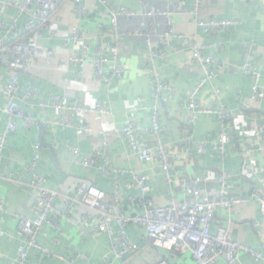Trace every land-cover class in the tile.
I'll return each instance as SVG.
<instances>
[{"label": "crops", "instance_id": "0c3cea01", "mask_svg": "<svg viewBox=\"0 0 264 264\" xmlns=\"http://www.w3.org/2000/svg\"><path fill=\"white\" fill-rule=\"evenodd\" d=\"M2 1V0H0ZM102 4L98 0H86L85 7L88 19L82 21L81 30L85 33L86 43L91 51L101 46L103 54L111 57L117 53L116 64H125L127 71L120 79H115L111 87H105L95 82L94 73L87 68L81 86L77 87L76 68L66 62V56L61 55L57 61L47 64L44 59L37 61L31 75L21 74L19 83L21 93L27 87H32L37 95V101H48L52 95H67L70 98H80L84 104H93L103 101L109 107L108 114L88 115L79 120L77 116L68 111L57 112L53 107L39 110L29 104H24L26 113L46 120L50 123L41 131H18L9 136L7 149L4 154L2 172L6 177L17 173L30 159L33 146L36 142L42 145L39 162V173L48 179V186L60 192L74 196V187L80 181L92 183L107 195L111 201V181L94 170H89L72 163L71 153L64 146L52 148L50 143L55 140L62 143L65 140L77 146L87 156L100 152L99 161L108 157L112 164L126 169H133L145 174L151 185L150 198L157 206L168 202L171 190L165 183L160 165L156 162H140L136 156L130 155L127 147L118 136H111L106 145L102 133L112 132L113 129L133 122L139 127V142L143 147L153 150L154 140L148 134L150 126V112H135L132 109L138 106L150 108L153 105L151 85L146 73V45L144 36L139 35V27L144 25L152 34L154 49H163L166 53L164 60L158 62L163 79L174 90V97L169 100L164 111L159 116L160 125L164 128V142L169 150L178 156L171 161V167L181 175L201 176L208 171L210 178L201 184L204 198H209L217 191L216 178L220 171L230 172L232 175L230 185L234 195H247L252 187L260 186L264 189V172L261 169L255 173L243 171L245 161L244 146L247 143L256 144L254 137H247V131L255 126L264 125V0H251L241 3L239 0H201L198 12H194V0H146L151 9L159 12L173 9V24L180 39H172L168 48H163L161 36L166 28L164 16L159 15L152 22H148L143 10L135 0H107ZM125 8L134 16L117 18L118 29L112 32L109 22L111 12ZM14 13L8 10L0 18L10 20ZM59 21L56 23V37L52 41H44L50 48L61 45L62 38L71 33L77 14L69 3L59 12ZM199 18L215 20H234L238 24L229 32L207 34L197 27ZM23 19H21V22ZM117 37V40L115 39ZM197 45L206 46L204 54L211 55L220 63L217 78L212 85H206L199 93L197 100L202 107H214L213 88L222 90V103L232 114L229 123L231 145L226 148V162L222 164L211 143L207 144L205 151L198 149L203 140L212 141L217 133V121L212 115L203 116L194 125L185 122L183 102L189 93L200 81L202 70L199 65L190 61V41ZM244 43L251 45V59L262 73L263 99L253 102L250 98V79L243 76L242 65L247 61L248 55ZM58 63L65 65V71L57 69ZM13 73L8 69H0V90L10 80ZM66 76L69 83H64ZM73 82V83H72ZM142 98V101L139 99ZM6 99L0 93V104L4 105ZM64 118L72 128L61 129L52 125V121ZM84 127L91 131L87 132ZM189 141L190 150L184 151V143ZM254 163L261 165L263 157L256 154L252 157ZM179 174V175H180ZM120 194L123 199L129 196L139 197V190L130 185L128 177L119 178ZM174 194L181 199L185 192L181 182L174 186ZM0 199L4 202L6 214H0V229L4 236L0 239V264L11 263L17 255L21 244V237L15 232L14 214L18 213L26 218H33L31 208L35 203V192L25 186L17 185L7 180H0ZM127 214H132V207L123 204ZM62 206V200L57 201ZM86 214L80 206L74 208L70 222L63 224V230L57 235L53 229L46 227L39 237V243L52 253L62 256L76 257V264H100L105 256L113 259L109 253V240L104 234L92 235L82 240L79 234L80 219ZM226 226L231 239L245 244L255 250L264 245V215L252 204H243L234 208L228 223L220 211L216 212L212 226L215 231L217 224ZM117 229L116 226H114ZM88 229V228H87ZM126 233L138 245L139 250L125 258L128 264H157L165 259L169 264H190V256L181 250L168 253L151 247L144 239V233L135 227H128ZM58 237V243L54 238ZM264 256V250H263ZM242 264L255 263L250 256H241ZM25 264H65L58 259H45L36 251L31 250L28 262ZM112 264H120L112 260ZM217 264H225L218 262Z\"/></svg>", "mask_w": 264, "mask_h": 264}, {"label": "built area", "instance_id": "2783aa9c", "mask_svg": "<svg viewBox=\"0 0 264 264\" xmlns=\"http://www.w3.org/2000/svg\"><path fill=\"white\" fill-rule=\"evenodd\" d=\"M107 4V0H98ZM143 10V15L148 22H152L159 15L164 16L166 28L161 36L163 48L170 46L172 39H180L174 27L172 16L173 9L163 12L148 7L146 0H135ZM201 0H194V12H198ZM248 3L251 0H239ZM71 3L73 11L77 14L69 36L62 38L59 46L50 48L44 45V41H52L56 37L55 26L60 20L59 12L65 5ZM86 0H2L0 1V14L4 15L8 10L14 13L10 20L0 18V69L5 68L13 73L10 80L1 88L0 93L6 99L4 105L0 104V180H7L20 186H25L35 192V203L31 208L33 218H26L18 213L14 214L15 232L21 237L16 258L9 264H25L31 250L45 259H58L65 264H76V257L62 256L52 253L39 243V237L46 227H50L60 235L63 224L70 222L74 208L80 206L86 214L80 219L79 234L82 240L92 235L104 234L109 240V253L120 264H128L125 258L136 253L139 248L126 233L130 226L140 229L144 233V239L159 251L172 253L181 250L190 256V264H242L241 256H250L255 263L264 261L263 250H255L243 243L231 239V236L223 224H217L215 231L212 226L216 212L223 214L228 223L235 207L252 203L260 214L264 215V189L260 186L252 187L247 195H234L231 191L230 181L232 175L227 171H220L216 178L218 185L211 197L204 198L201 184L207 182L210 173L206 171L202 177L197 175H181L171 167V161L178 159L164 142V128L160 125L159 116L165 110L169 100L174 97V90L161 76L158 62L166 57L163 49H154L152 46L153 31L146 29L144 25L139 27V35L144 36L147 50L146 73L151 85V97L153 105L134 107L135 112H150V126L148 134L154 140L153 150L147 149L139 142V127L133 122H127L123 126L115 128L112 132L102 133L106 145L111 136H118L124 141L128 152L136 156L140 162H156L160 165V171L165 183L170 187L171 193L165 205L157 206L150 198L151 185L148 177L133 169L117 167L108 157L99 161L100 152L96 151L92 156H87L77 146L65 140L62 143L51 141L52 148L64 146L71 153V161L76 166L97 171L102 177L111 181V201L107 200L104 191L86 181H80L74 187V196L60 192L48 186V179L39 173L42 145L36 142L33 153L17 173L6 177L2 172L4 154L7 149L8 138L18 131H41L50 125L46 120L37 118L24 111V104H29L39 110L53 107L57 112L64 111L74 113L79 120L94 114H108L109 107L103 101L93 104H84L80 98H70L67 95H52L48 101H37V95L32 87H27L21 93L19 83L21 74L31 75L36 63L44 59L47 64L57 61L61 55L66 56V62L76 68L77 87L81 86L87 68L94 73L96 83L105 87H111L115 79H120L127 71L125 64H116L117 53L111 57L103 54L101 46L93 51L86 43L85 33L81 30V22L88 19V11L85 7ZM119 16L132 17L134 13L120 8L111 12L109 22L112 32L118 29L117 18ZM21 19L23 21L21 22ZM238 24L234 20H215L199 18L197 27L207 34L229 32ZM117 40V37L115 36ZM190 61L200 66L202 77L183 102L185 122L194 125L203 116L212 115L217 121V133L210 142L203 140L198 144L200 151H205L207 144L211 143L218 160L226 162V148L231 145L229 123L232 114L222 103V90L213 88L212 98L214 107H202L197 97L206 85H212L220 68L215 58L204 54L206 46L197 45L190 41ZM248 59L242 65L243 76L250 79V98L253 102L263 99L262 73L257 64L251 59V45L244 43ZM57 69L65 71L66 67L58 63ZM64 83L69 79L64 76ZM73 83V82H72ZM142 101V98L139 99ZM52 125L61 129L72 128L70 122L64 118L53 120ZM84 130L91 131L88 127ZM246 136L254 137L256 144L247 143L243 149L245 161L243 171L255 173L261 169L264 172V125L255 126L247 131ZM184 151L190 150L189 141L184 144ZM260 154L263 157L261 165L254 163L252 157ZM180 174V175H179ZM128 177L130 185L139 190V197L129 196L123 199L120 194L119 178ZM181 182L185 192L179 199L174 194V186ZM62 200V206H57V201ZM132 207V214H127L123 204ZM4 202L0 199V214H6ZM117 229H115V227ZM88 228V229H87ZM0 229V239L4 236ZM58 243V237L54 238ZM109 256H105L100 264H112ZM157 264H169L162 259Z\"/></svg>", "mask_w": 264, "mask_h": 264}]
</instances>
